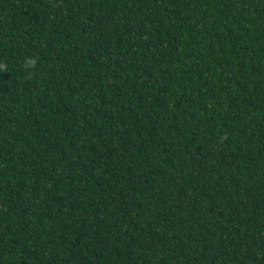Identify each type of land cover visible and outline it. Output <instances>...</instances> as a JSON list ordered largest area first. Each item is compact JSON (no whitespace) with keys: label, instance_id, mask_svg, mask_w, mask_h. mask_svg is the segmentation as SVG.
Here are the masks:
<instances>
[{"label":"trees","instance_id":"1","mask_svg":"<svg viewBox=\"0 0 264 264\" xmlns=\"http://www.w3.org/2000/svg\"><path fill=\"white\" fill-rule=\"evenodd\" d=\"M0 264H264V0H0Z\"/></svg>","mask_w":264,"mask_h":264}]
</instances>
